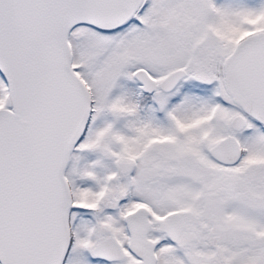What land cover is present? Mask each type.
Segmentation results:
<instances>
[{"label": "snow or ice", "instance_id": "snow-or-ice-1", "mask_svg": "<svg viewBox=\"0 0 264 264\" xmlns=\"http://www.w3.org/2000/svg\"><path fill=\"white\" fill-rule=\"evenodd\" d=\"M0 264H264V0H0Z\"/></svg>", "mask_w": 264, "mask_h": 264}]
</instances>
